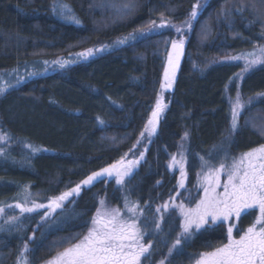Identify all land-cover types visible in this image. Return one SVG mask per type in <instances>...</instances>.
Returning a JSON list of instances; mask_svg holds the SVG:
<instances>
[{
    "label": "trees",
    "instance_id": "1",
    "mask_svg": "<svg viewBox=\"0 0 264 264\" xmlns=\"http://www.w3.org/2000/svg\"><path fill=\"white\" fill-rule=\"evenodd\" d=\"M197 4L198 16L191 19ZM65 5L79 25L60 14ZM162 21L168 26L160 28ZM179 25L185 26L183 34L176 31ZM134 33L133 40L118 43ZM176 40H185V49L171 90L164 91ZM263 47L264 0H0V79L22 74L0 94V208L27 201L47 205L92 173L143 153L123 186L106 180L81 185L79 195L50 221H41L42 212L21 216L7 210L0 226V264H19L22 257L29 264L45 263L63 250L62 242L87 232L101 199L118 204L114 194L148 205V218L160 225L149 231L153 249L147 264H194L199 253L227 243V226L218 224L182 240L180 250L170 253L180 217L173 216L174 209L155 210L172 203L170 196L180 203L195 192L202 156L217 165L223 151L231 160L264 145L257 126L264 123V63L243 75L241 61ZM98 48L107 49L44 73L45 62ZM239 95L245 106L237 132L228 137L232 102ZM161 96L165 113L138 153L137 142ZM179 155L187 162L184 189L169 167ZM72 211L75 218L59 222ZM255 218L253 211L243 215L235 236ZM7 220L16 227L6 226Z\"/></svg>",
    "mask_w": 264,
    "mask_h": 264
},
{
    "label": "snow or ice",
    "instance_id": "2",
    "mask_svg": "<svg viewBox=\"0 0 264 264\" xmlns=\"http://www.w3.org/2000/svg\"><path fill=\"white\" fill-rule=\"evenodd\" d=\"M199 7V4L193 6L190 14L191 19L198 16L197 9ZM60 14L71 19L74 23L80 24L79 19L71 14V9L66 5L62 6ZM151 23L155 24L156 22L152 21ZM166 26H168L167 23L163 21L159 25L160 28ZM188 26L191 27V24L189 23ZM176 31L180 32L181 29L176 28ZM130 38L134 39L135 37ZM127 39L120 40L118 43L123 44ZM183 45V40L172 41L171 43L172 52L168 54L167 67L164 70V82L161 84L162 90L171 88L174 82ZM260 52L259 57L255 53L250 54L253 58L248 60L244 68L245 71L256 64L264 63V48H261ZM91 54V49L85 53H80L81 56L85 57ZM240 58L233 57L232 59L238 60ZM245 59L247 58L245 57ZM64 63L66 62H60V66L64 67ZM5 91V88H0V94ZM165 107L161 96L157 99L155 108L145 126V132H148L149 136L156 132L158 118ZM241 110L242 105L239 96H237L231 109V122L227 130L228 137L233 136L238 130ZM143 135L144 132L141 133V136ZM185 135L187 136V133ZM0 139L3 138L0 137ZM33 151H37V149ZM229 156L227 151H223L222 158L218 161L219 167L210 166L203 156L200 158L201 168H206L207 171L199 180L203 196L198 199L194 207L186 206L183 200L176 204L175 197L170 196L169 199L172 203L165 202L156 208V213H161L162 209L164 212L175 209L176 211L172 213L173 216L178 212L181 217L179 225L181 231L169 249L170 253L177 245L181 244L182 240L187 243L201 230L207 231L205 225L219 224L220 227H223V222L233 219L239 220L242 213L246 214L249 210L257 209L258 215H256L254 223L243 234L239 235L238 239L233 236L234 225L229 224L227 243L215 247L212 251L199 253L195 264H264V145L238 157L231 156V163H226ZM140 159H143V153H141ZM137 163L138 161H128L126 164L122 157L109 167L87 176L81 184L76 185L71 190L50 199L47 205L33 203L32 207H26L24 204L18 203L15 207L22 214L32 213L39 208H47L49 211L43 214V218H47L56 209L61 208L63 202L67 201L70 196L79 195L81 185L90 186L105 176H114L117 185H124V178L130 176L132 168ZM174 164L180 165L178 187L184 189L187 174L183 156L180 161H177L176 157L173 156L169 167ZM222 174L226 175L223 184L221 183ZM221 188L222 191H217ZM179 195L181 193L177 192V196ZM124 207L129 213L127 216L122 214L120 208L108 207L104 200H100L94 216L89 222H86L87 232L82 235L77 234L62 242L59 247H62L63 251H58L55 256L46 261V264H144L151 258L150 250L153 249L151 237L148 236L149 231L152 227L158 229L160 225L155 220L149 221L148 216L151 215V210L148 205L141 207L139 203L129 201L125 197ZM3 211V208H0V213ZM159 219L162 220L163 216L161 215ZM64 243H67L68 246L64 247ZM28 252L30 249L25 244L24 253ZM19 264H29V261L26 257H22Z\"/></svg>",
    "mask_w": 264,
    "mask_h": 264
},
{
    "label": "rangeland",
    "instance_id": "3",
    "mask_svg": "<svg viewBox=\"0 0 264 264\" xmlns=\"http://www.w3.org/2000/svg\"><path fill=\"white\" fill-rule=\"evenodd\" d=\"M99 5H101L100 3H98V6ZM103 6H105V5H103ZM95 7H96V5H95ZM115 13H116V15L118 16L119 15V11L117 10V11H115ZM116 16V17H117ZM177 28H180L181 29V31L180 32H177L178 34H183V31L185 30V26L184 25H179V26H177ZM149 32V30H146V32L145 31H143L142 32V34H144V33H148ZM134 35H135V33L133 34V35H131V36H129V37H127L128 39L126 40V42L129 40V39H132V38H130V37H134ZM133 40V39H132ZM177 41V40H176ZM180 40H178L177 42H179ZM184 41V49H185V40H183ZM125 42V43H126ZM125 43H123V44H125ZM172 48V47H171ZM264 48V47H263ZM107 48H98V49H93L92 50V54L91 55H89V56H87V57H85V56H81L80 54H78V55H76V56H73V57H70L68 60L66 59V60H60V61H57V62H52V63H49V62H45L44 63V65L42 66V67H44V73H48V72H50L51 70H53V69H57V68H62L61 66H60V62H66V63H64V66H66L67 64H73V63H75V62H79V61H83V60H86V59H88V58H91V57H93V56H95L96 54H99V53H102V51L103 50H106ZM184 49H183V52H182V55L180 56V60H179V65H180V62H181V58H182V56H183V53H184ZM87 52V51H86ZM169 52H172V50L171 51H169ZM85 53V52H84ZM251 54V53H250ZM257 57H259L260 55H261V52L260 51H257V54H255ZM245 57L247 58V59H245ZM253 57L251 56V55H249V54H247L246 56H242V58H241V61L243 62V64H244V68H245V65L248 63V60H250V59H252ZM240 61V60H239ZM259 64H256V65H254V66H252V67H250L247 71H245L244 70V68H243V75L245 74V73H247L248 71H250L251 69H253V68H255L256 66H258ZM166 67H167V63H166ZM165 67V68H166ZM38 69V68H37ZM37 69H33V71H37ZM178 71H179V67L177 68V70H176V73H175V79H176V77H177V73H178ZM32 73H34V72H32ZM21 73L19 72V73H12V75H7L6 77H2L1 79H0V88H6L7 86H10L11 84H13V83H15V79L17 78V79H20V77H21ZM175 79H174V81H175ZM163 82H164V78H163ZM169 91V90H171V88H168V89H164V91ZM236 99H237V97L235 98V100L232 102V106H233V104L236 102ZM239 101H240V104L242 105V110H241V112L243 111V108H244V103H243V101H242V99H241V97H240V95H239ZM163 103L166 105V103L164 102V100H163ZM166 107H167V105H166ZM166 107L164 108V110L161 112V114H160V116H159V118H158V121H159V119L163 116V114L165 113V109H166ZM258 126V129L259 130H261V132H262V130H264V123L262 124V125H257ZM156 130H157V127H156ZM156 133V132H155ZM154 133V134H155ZM153 134V135H154ZM152 136V135H151ZM151 136H149V134H148V132H144V135L141 137V139L139 140V142H141L140 144H138V146H137V148H136V152L138 151V153L140 152L141 153V151H142V147H143V144H145L146 143V141L149 139V138H151ZM259 148V147H258ZM181 157H182V155H179V156H176V160L177 161H180L181 160ZM125 163L127 164V162L128 161H138V163L135 165V167H133L132 168V170H131V173H130V176H126L124 179H125V182H126V180L129 178V177H131L132 176V174L135 172V170H136V168H137V166H138V164H139V162H140V157H138V156H135V155H133L132 157H131V155H128V157H126L125 159ZM183 160H184V168H185V172H186V174H187V178H186V181H185V185L188 183V172H187V168H186V160H185V158L183 157ZM226 163H231V160H229V161H226ZM210 166H216V167H219V164H217V165H210ZM171 168V170H174V171H176L177 172V176L179 177L178 179H180V165L179 164H174L172 167H170ZM207 171V169L206 168H204V169H201L195 176V184H196V189H195V192L193 193V194H189L188 195V197H187V199H185V201H184V203H185V205L186 206H192V207H194L195 206V203L198 201V199L199 198H201L202 196H203V190H202V188L200 187V184H199V180L202 178V176H203V174H204V172H206ZM101 180H106V181H113L114 183H115V177L113 176V177H102V178H100V180H98V181H101ZM226 180V175H224V174H222L221 175V183L223 184L224 183V181ZM98 181H96V182H98ZM96 182H94L93 184H95ZM92 184V185H93ZM115 185L116 186H123V185H117L116 183H115ZM84 187H89V186H85V185H83ZM91 186V185H90ZM181 189V188H180ZM217 191H222V188L221 189H218ZM73 196V195H72ZM72 196H70L69 198H68V200H70L71 198H72ZM126 197V195L124 196V198ZM114 198V200H115V202L116 203H118V204H116V205H114V204H111V202H109V201H107L106 199H101V200H104L105 202H106V204H107V206L108 207H111V208H120V210H121V212H122V214L123 215H125V216H127V215H129V213L127 212V210L125 209V207H124V201H122V200H120V197L118 198L115 194L112 196V199ZM193 198H195V200L193 201V203H188V201H191L192 202V200L191 199H193ZM67 200V201H68ZM120 200V201H119ZM129 200V199H128ZM67 201H64L63 202V204L64 203H66ZM33 203H35V202H32V201H27V202H24V203H20V204H24L26 207H32V205H33ZM176 204H179V202H175ZM16 204H18V203H16ZM16 204H12L11 205V207H5V208H3V212L2 213H0V226H1V224H3V216L5 215L4 213H6V211L7 210H11V211H17L18 212V214L19 215H31V214H36L37 212L38 213H40V212H42V218H41V221H50L49 219H52V217H54V215H56V213L61 209V208H58V209H56L55 210V212H52L47 218H43V214L45 213V212H48L49 211V209H47V208H39V209H37L36 211H34V212H32V213H21L20 212V210L18 209V208H16L15 207V205ZM35 204H39V203H35ZM98 207H99V205H98ZM175 210V209H174ZM176 211V210H175ZM255 212V215H258V210L257 209H253V210H249L247 213H249V212ZM178 213V212H177ZM246 213V214H247ZM178 215H179V213H178ZM243 215H245V214H243L242 213V215H241V217L243 216ZM179 217H180V215H179ZM72 218H75V213L72 211V212H68V213H66L63 217H60L59 218V222L60 223H67V222H69V221H71V219ZM141 219H143V218H141ZM149 219V218H148ZM149 221L151 222V221H153L152 219H149ZM180 221H181V217H180ZM237 222H238V220H235V219H233V220H231V221H228V222H223L227 227L229 226V224H232V225H234V227H233V236L235 237V238H239V235L238 236H235V234H234V231H235V229H236V225H237ZM58 223V220L55 222V224H57ZM4 224L6 225V226H9V225H13V226H11V227H16V225H17V223L15 222H13V220L12 221H9V220H7V221H5L4 222ZM216 225H218V224H216ZM207 226H215V225H205V227H207ZM10 227V228H11ZM241 234H243V233H241ZM240 234V235H241ZM180 245L178 246L177 245V247L175 248V249H173L172 250V252L174 253L175 251L176 252H178L179 250H180ZM63 251V250H62ZM175 252V253H176ZM43 264H46V262L45 263H43ZM144 264H147V263H145L144 262ZM195 264V263H194Z\"/></svg>",
    "mask_w": 264,
    "mask_h": 264
},
{
    "label": "water",
    "instance_id": "4",
    "mask_svg": "<svg viewBox=\"0 0 264 264\" xmlns=\"http://www.w3.org/2000/svg\"><path fill=\"white\" fill-rule=\"evenodd\" d=\"M183 49H184V46H183Z\"/></svg>",
    "mask_w": 264,
    "mask_h": 264
}]
</instances>
